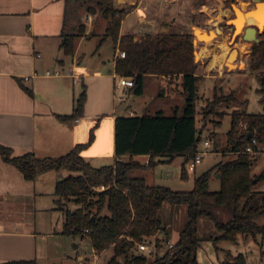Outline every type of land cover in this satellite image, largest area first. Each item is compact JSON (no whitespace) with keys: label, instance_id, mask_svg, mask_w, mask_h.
Wrapping results in <instances>:
<instances>
[{"label":"trees","instance_id":"16d2710c","mask_svg":"<svg viewBox=\"0 0 264 264\" xmlns=\"http://www.w3.org/2000/svg\"><path fill=\"white\" fill-rule=\"evenodd\" d=\"M232 4L235 0H226ZM264 1V0H262ZM204 5L207 0H196ZM100 13L106 21L105 32L100 46L111 40L114 49L124 52L125 58L116 60L118 76L132 77L131 88L136 96H142L145 79L148 76L180 77L185 106L181 115L175 111L166 116L155 115L117 117L115 120L116 161L112 165L96 168L82 152L94 142V130L85 144H79L68 154L57 158H38L34 154L14 157L10 148L0 145V156L14 165L27 181L47 171L65 170L69 175L59 181L55 188L56 209L63 213L64 223L61 234L66 237L88 238L95 252L114 248L109 264H150L149 257L130 253L136 243L153 240L161 254L154 257L153 264H199L197 250L205 239L198 234V223L208 219L214 223L217 237L211 238L214 245L223 242L237 243L239 237L264 239V192L255 190L264 176L252 177V166L257 158L245 154V149L256 139L264 145V114H250L234 111L231 127L227 133L224 152L235 156L222 160L212 169L195 179L194 188L189 192H176L167 187L150 184L145 174L155 172L159 159L167 157L170 162L178 156L192 161L202 141L204 128L197 126L196 100L202 77L197 75L199 64L195 62V36L174 33H147L141 41H135L133 34L121 35L123 14L114 7V0H68L66 19L61 34V48L68 57H73L76 40L86 32L81 23L80 13ZM72 20L77 25L72 26ZM260 43L255 44L249 55V70L264 68V33ZM264 108V73L259 76ZM22 87L28 94L30 90ZM87 102V88L76 99L73 113L60 116L63 121H74L83 117ZM238 103L235 92L225 95L215 93L214 99L203 109V121L219 117L216 125L221 126L225 113L223 106ZM250 136V138H248ZM205 142V141H204ZM137 157H148V164ZM219 175L220 189L210 191V181ZM181 178H188L186 164ZM187 206V221L179 230L174 247H165L171 241L172 229L164 221L166 205ZM229 214L230 220L220 221L216 211ZM164 233V239L159 237ZM124 258V262L120 259ZM232 264H247L246 257H233ZM4 264H37L36 261H13Z\"/></svg>","mask_w":264,"mask_h":264},{"label":"crops","instance_id":"0c3cea01","mask_svg":"<svg viewBox=\"0 0 264 264\" xmlns=\"http://www.w3.org/2000/svg\"><path fill=\"white\" fill-rule=\"evenodd\" d=\"M178 3L179 0H114L115 9L123 14L121 35L163 32L164 24H169L171 33L178 24L170 13ZM67 7L68 0H0V145L10 148L14 157L31 153L38 158H57L87 143L94 130V142L82 156L96 168L112 165L117 159L115 120L136 116L131 109L127 116H119V105L115 102L122 104L128 100L122 95L117 97V93L126 94L131 88H117L115 65L119 50L115 51L109 70L102 67L105 63H97L95 67L83 63L85 41L103 37L105 32L106 21L100 26L97 20L94 22L99 14L81 11L86 32L76 40L75 55L64 54L61 34ZM202 12L201 9L199 13ZM138 13L134 23L127 20ZM76 24L72 20L71 25ZM99 27L101 35L97 32ZM91 32L94 34L90 35ZM239 63L245 64L244 59ZM224 75L220 72L217 79ZM146 78L166 83L169 94L174 95L171 78ZM84 86L87 102L83 117L61 120L60 116L73 113ZM141 158L147 165L149 158L136 159ZM68 175L65 170L47 171L30 182L0 156V264L51 261V240L65 237L62 229L57 232L54 227L58 214L54 193L57 183ZM83 261L79 257V264Z\"/></svg>","mask_w":264,"mask_h":264},{"label":"rangeland","instance_id":"374dc122","mask_svg":"<svg viewBox=\"0 0 264 264\" xmlns=\"http://www.w3.org/2000/svg\"><path fill=\"white\" fill-rule=\"evenodd\" d=\"M197 4L196 0H179L176 8H173L170 13L174 21L178 24L171 33H190L193 35L195 29L214 31L217 28L215 24L218 23V27L223 30L225 37L218 35L214 40V52L219 53L222 49L221 46L223 42H228L227 45L230 49L238 50L239 52L238 58H236V64L243 58L245 61V68L239 69L236 65V69L229 71L224 65L210 67V63L213 59L212 57L201 55L200 59L196 58V55L201 53L200 50H202L203 47H207L206 43H201L197 38L194 39L195 62L199 64L197 75L202 77V82L199 85V96L195 103L197 110L196 118L198 129L201 130L204 128L202 141L198 145L197 153L204 154L203 161L197 166L196 171L188 172V178L185 180L181 178L182 167L186 164V158L183 156H178L171 162L169 158L162 157L159 159L160 163L156 167L155 172H148L145 174L150 184L167 187L176 192H189L193 190L196 178L212 169L220 161L232 160L235 158L234 155L224 152L227 146V133L231 127V114L234 111H246L250 114H264V108L260 103L262 96L258 93L260 89L258 76L264 73V68L256 72L249 70V55L253 46L257 43L254 39L244 42L241 38L242 34H240V37H237L238 35L232 32L233 24L231 23L232 19L235 17L233 7L240 8L242 4L253 5L252 1L235 0L232 4H228L226 0H207V2L200 7ZM216 7L218 8L215 9ZM220 7L221 9L223 8V11H230V16L226 18L225 15H222L219 10ZM201 9L203 12L199 13ZM205 14H207V16ZM138 15L139 13L132 14L127 20L134 23ZM94 16H97L94 22L97 20L99 26L105 23V20L99 12ZM80 20L83 21V17H80ZM163 27L164 31L162 33L170 32L169 24H164ZM97 32L101 35L100 27ZM94 33H96V29ZM94 33L91 32L89 34L93 35ZM157 33L160 32L158 31L155 34ZM263 33L264 31L258 36L260 41L263 39ZM133 35L137 42L141 41L145 36V34L139 33ZM101 39L102 37L100 36L85 41L82 47V50L86 54L83 63L91 64L93 67H95L97 63H105V65L102 64V67L109 70L112 67L114 59V45L112 41L109 40L100 46ZM209 48V50L213 51V47L210 46ZM119 52L121 51H117L118 55ZM220 72L225 73V75L221 79H217ZM207 77H210V79H206ZM171 79V83L175 90L174 95L169 94L166 83H162L158 79L153 78H146L145 91L142 96H136L131 91H127L126 94L122 92L117 93V97L122 95L128 100L122 104L118 103L116 100L117 102L115 103L119 105V116H127L130 109L135 112L136 116L155 115L159 111H162L166 116L173 115L175 111L178 115H181L185 106V99L182 95L181 87L182 81L179 80L181 79L180 77H172ZM217 92L225 95L235 92L238 99V103L220 108L219 111L226 114L223 120H221V126L216 125L217 121L220 120L219 117L213 116L210 118V121L205 123L202 116L203 109L207 106L209 101L214 99L215 93ZM159 94L161 95L159 96ZM204 141L210 142L208 148L204 146ZM140 161L145 162L146 160L141 158ZM166 173H169V175L166 176ZM261 175L264 176V152L257 158L252 166V177L257 178ZM220 185L219 178H217V176L213 177L210 181V191H218ZM255 190L264 192V179L258 183L256 182ZM187 210V206L173 207L169 204L166 205L163 218L172 229V243L177 241L179 230L187 221ZM57 213L58 214H55L54 227L57 232H60L64 215L59 210ZM216 215L220 221L227 222L230 220L229 214L220 210L216 211ZM263 221L264 219H262L261 223ZM198 234L205 239L201 242L196 253L199 264L231 263L230 260L239 254H243L246 257L247 264H264V239L262 236H257V239H253L252 237H239L237 243L223 242L216 246L211 238L217 237V232L214 223L208 219H201L199 221ZM159 237L164 239V233L160 232ZM50 243L53 247V256L50 261L52 263L42 259L38 260V262H36L37 264H79V257L81 256L84 259L82 264H109L114 256L113 247H109L101 254L95 252L88 238L82 239L58 236L51 240ZM133 254L137 255L135 250L130 253L129 257H132ZM96 256L97 260L95 261L94 258ZM120 261L124 262V258H121ZM153 262L154 257L150 256L149 263L153 264Z\"/></svg>","mask_w":264,"mask_h":264},{"label":"bare ground","instance_id":"6f19581e","mask_svg":"<svg viewBox=\"0 0 264 264\" xmlns=\"http://www.w3.org/2000/svg\"><path fill=\"white\" fill-rule=\"evenodd\" d=\"M216 7L215 9H217ZM220 13L225 16H230V11H222L221 9ZM235 17L232 19L231 23L235 26L236 31L235 35H240L244 33V30L246 27L249 26H258L260 28V31H264V3L257 4L256 7H253V5L250 4H242L240 8L233 7ZM213 12V11H212ZM217 13V11H216ZM214 16V15H213ZM213 18V17H212ZM222 21V20H221ZM217 27L214 31H205L202 29H195V34L199 37V41H203L206 43L207 47H203L201 53L196 55L197 59H200L201 55H208L212 57V61L210 63V67H217L218 65H224L229 68V71H233L237 68L244 69L245 64L243 63H237L236 64V58H238L239 52L238 50H232L227 45V43L223 42L222 49L219 53L214 52V40L217 38V36L225 37L223 34V30L218 27V23L215 24ZM255 33L253 31H249L247 38L253 39ZM213 47V51L209 50V47ZM238 47V46H237ZM214 52V53H213Z\"/></svg>","mask_w":264,"mask_h":264},{"label":"built area","instance_id":"2783aa9c","mask_svg":"<svg viewBox=\"0 0 264 264\" xmlns=\"http://www.w3.org/2000/svg\"><path fill=\"white\" fill-rule=\"evenodd\" d=\"M227 18V16H225ZM124 52H119V58H125ZM47 75L50 76L51 73L47 72ZM134 86V80L132 77L118 76L117 88H132ZM204 146L208 148L210 146L209 141L204 142ZM264 152V145L260 144L256 139H253L251 144L245 149L244 153L248 154L252 157L258 158ZM203 153H196L195 157L192 161L186 163V169L188 172H194L197 169V166L200 165L203 161ZM148 164V162H147ZM166 248L172 249L174 247V243L172 241H168L166 243ZM135 251L138 255L146 256V257H155L157 254H161L162 250L159 249L156 243L153 240L146 239L135 245ZM97 259L95 258V261Z\"/></svg>","mask_w":264,"mask_h":264},{"label":"water","instance_id":"95a60500","mask_svg":"<svg viewBox=\"0 0 264 264\" xmlns=\"http://www.w3.org/2000/svg\"><path fill=\"white\" fill-rule=\"evenodd\" d=\"M252 1V3H253V7H256L257 6V4H259V3H264V1H262V0H251ZM233 13H234V11H233ZM234 16H236L235 15V13H234ZM235 31H236V28H235V26L233 25L232 26V32L233 33H235ZM249 31H253L254 33H255V35H254V41L258 44V43H260V40L258 39V36L259 35H261L262 34V32L260 31V28L258 27V26H249V27H246L245 28V30H244V33L242 34V36H241V38H242V40L244 41V42H247V41H249L250 39L249 38H247V35H248V32ZM194 36H195V38H197V39H199V37L195 34V32H194V34H193ZM237 37H240V35L239 36H237ZM201 43H205V42H203V41H200ZM194 45H195V43H194ZM227 69L229 70V68L227 67ZM248 138H250V136L248 137ZM167 174V173H166ZM167 176V175H166ZM217 178H219V175H217ZM256 180H254L253 181V184H256ZM226 264H231V263H229V262H227Z\"/></svg>","mask_w":264,"mask_h":264}]
</instances>
